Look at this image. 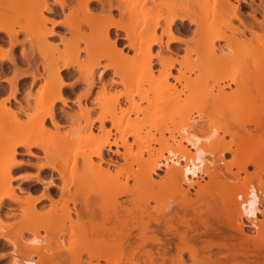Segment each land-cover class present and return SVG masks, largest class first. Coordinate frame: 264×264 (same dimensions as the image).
<instances>
[{"label": "bare ground", "instance_id": "bare-ground-1", "mask_svg": "<svg viewBox=\"0 0 264 264\" xmlns=\"http://www.w3.org/2000/svg\"><path fill=\"white\" fill-rule=\"evenodd\" d=\"M235 1L236 4L230 0H0V34L4 35L0 37V46L7 41L12 50L19 44L18 34L33 33L36 47L57 50V45L49 43L48 38L58 36L55 28L64 27L77 38L72 46L65 42L59 44L70 54L121 56L127 48L137 57L136 68L151 80H154L153 65L158 64L165 69L162 76L165 84L169 78L179 84L189 82L200 90H216L219 98L229 96L226 90L231 85L238 87L241 94H248L255 87L264 89V68H244L238 75L222 78L221 64L227 60L223 54L215 61H207L205 56L198 58L192 67V72H197L192 80L183 73L172 76L170 72L173 68L170 54H175L171 46L185 42L179 36L181 32L206 36L211 25L207 22L210 13L216 16L228 11L243 27L232 29L239 34L246 30L256 36L257 29L264 33V20H257L254 14L264 13V7L250 0L253 23L247 24L241 16V3L247 4V0ZM163 9L167 10L166 16L161 15ZM133 21L132 26L126 24ZM214 25L215 37L205 40V47L212 53L216 49L214 40L227 38L222 26L228 29L220 21ZM191 26L195 29L191 30ZM89 36L97 41L88 43L85 37ZM60 39L63 41V37ZM156 46L159 51L154 53ZM161 50L169 55H163ZM101 57L98 55L88 66L77 65L79 69L84 67L87 82L84 97L93 88V80L87 79L92 77L94 69L100 68ZM4 60L7 58L0 56V62ZM8 60L15 64L14 58ZM71 65V60L66 61L49 79V84H58L51 95V110L56 103L67 104V84L62 72ZM109 66H104L100 74L112 70L121 84L130 82L131 70L116 66L109 69ZM19 76L22 81L30 77L32 83L37 80L31 72H22ZM0 81L9 83V97L14 99L18 92L16 81ZM104 89L102 86L101 90ZM261 96V105H264V96ZM8 100L4 98L0 102V109L5 106L0 112H4L2 118L7 124L4 134H0V155L4 160L0 207L8 200L20 206L22 215L40 217L43 213L36 211V205L47 200L50 208H55L57 202L52 195L59 193L64 210L62 235L69 242L86 246L90 259L108 264H264V119L259 117L261 114L244 122H228L219 105L211 102L136 101L127 97L124 101L92 100L89 108L78 97V111L64 113L70 130L61 137L66 149L65 169L61 171L46 161L50 151L43 145L48 135L46 121L59 127L52 111L38 119L32 116L24 124L17 119L16 111L4 105ZM94 109L99 113L91 119ZM261 109L264 116V107ZM81 121L83 129L77 130ZM9 123H14L11 125L16 131L22 126L20 131L26 134L14 132ZM169 123L177 131L170 130ZM81 131L87 132V136H81ZM226 137L230 140L226 141ZM19 149H24V153ZM33 149H38L40 155ZM226 153L232 155L228 162ZM20 154L43 161L36 166L40 174L50 171L48 181L35 179L43 193L35 196L28 192L24 202L15 197L11 186L13 168L23 164L16 162ZM249 166L253 167L251 173L247 171ZM91 171L93 175H89ZM53 173L61 179L60 185L54 181ZM241 173L245 175L243 179ZM204 178L207 181L202 184ZM215 188L225 189L219 201L212 196L211 190ZM192 189L194 194L190 192ZM259 216L263 217L262 221ZM25 229L30 237L19 245L13 244L15 256L10 264H49L51 260L44 253L45 240L30 225ZM249 229L256 235L250 234ZM91 246L95 248L89 249ZM21 251H26V255L18 258Z\"/></svg>", "mask_w": 264, "mask_h": 264}, {"label": "rangeland", "instance_id": "rangeland-1", "mask_svg": "<svg viewBox=\"0 0 264 264\" xmlns=\"http://www.w3.org/2000/svg\"><path fill=\"white\" fill-rule=\"evenodd\" d=\"M230 1L233 4H236L235 0ZM250 3V0H247V4L241 3V16L243 20L247 22V24L248 22L249 24L253 23L251 18V14L253 12ZM253 4L264 7V0H254ZM22 7L21 10L24 9ZM210 9H212V6ZM211 14L212 13H210V15L208 16V19H210H207V22L211 23V25L209 24L210 30L207 32L206 36H204L203 34L194 35L190 32L184 34V32H181L179 36L182 37L185 42L173 44L171 46L172 51L175 53L170 54L169 62L173 61V68L170 71L171 75L178 76L180 73H183L186 78L192 80L197 73L192 72V67L198 58L205 56L207 61H215L217 60V57L220 54H223L227 58V60L221 64V72L219 75L222 78L226 75L228 77L229 74L237 73L238 75V73L242 69L244 70V68H264V33H262L263 31L255 29L256 36L251 35V33L246 30L245 33L243 32L244 34H239L237 33V31L232 29H243V27L239 24L237 20L230 16L232 14H229L228 11L220 15L218 14L216 16L214 12L212 14L213 16ZM254 14L257 20H264V13H262L263 15L261 13ZM161 15L166 16L167 10L163 9ZM56 19H58V17ZM216 21H220L221 23L225 24V26H228V29L222 26V29L224 30L223 34H225V36L228 38V41L227 38L226 40L222 41L214 40V45L216 49L214 53H212L211 50L205 47V40L206 38L210 39L215 37L214 24L216 23ZM134 23L135 22L133 21L129 23L127 22L126 24L132 26ZM185 23L187 24L188 22ZM21 24L23 26L26 25L25 22H22ZM229 25L232 28H230ZM194 29L195 27L191 26V30ZM55 31H57L56 33H58V36L48 38V42L56 44L58 47L57 50H49L47 48L44 50L36 47L37 39L35 38L33 33L18 34L17 40L19 44H17L12 50L9 49V44L7 43V41L1 43L0 56H5L7 60L11 57L14 58L15 64H11L9 60H4L3 62H0V80L9 79L16 81V87L18 88V92L15 94L14 99L11 98V96L9 97V94L11 92V87L9 83L5 81H0V102L2 100L4 101V98H9L8 102H4V105H6V107L10 108L12 111H16L18 113L17 119H19L20 123L24 122V124L27 123L29 121L28 119H30L32 116H35V118L38 119L52 111L59 127L55 128V126H53L49 120L46 121L48 135L44 138L43 145L45 148L48 149V151H50V154H48L46 161L57 166L61 171L65 169L63 160L64 153L66 152L61 137H63L70 130V127L68 126L67 121L65 120L66 118L64 116V113L72 114L78 111L76 105V99L78 97H81L82 103L85 104L87 102L86 105H89L87 106L89 108L91 107L90 102L92 100L103 101L106 99L118 98L119 100L124 101L127 97L136 101L146 99H171L173 101L189 103L211 102L219 105L220 109L222 110L223 116L225 117V119L228 120V122H244V120L246 121L248 119L251 120L259 117L264 119V116H262V113H260V110H262L261 106L264 107V105H261V103H263L261 102V95L264 96V89L261 90L260 88L258 89L257 87H255L252 89L251 92L249 91L250 93L241 94V92L237 90L238 87H236L235 85H231V88L226 90V94L227 96H229L219 98L216 96V90H213L212 92L208 90H200L196 87H193L189 82L182 81L181 84H179L176 83L172 78H169L167 82L168 84H165L162 78L163 72L165 70L164 67L158 64H154L152 70V76L154 77V80L149 79L146 74L136 68L137 57L133 51L127 48L123 49V53L121 56L109 53H81L78 55H74L72 53L70 54L64 51L63 46L59 44L61 42H65V45L72 46L74 45L75 40L77 39L76 36H72L71 34L66 32L64 27L55 28ZM2 36L4 35L0 34V37ZM62 37L63 41H61L60 39ZM79 40L84 41L81 37L79 38ZM85 41H87L88 43H95L97 40L95 37L89 36L85 37ZM157 51H159V47L156 46L154 48V53H156ZM167 53L168 52L162 51L163 55H169V53ZM98 55L102 56L100 61V68L94 69L92 77L87 79V81L90 82L91 80H93V88L91 89L90 94H88L87 97H84L87 89V82L84 79V67L91 64L93 60L98 57ZM19 58H21V60H18ZM68 60H71L72 65L68 68V70L62 72L64 76V81L67 84V87L65 88V97L68 100L67 104L66 106H64L60 103H56L54 104V107L51 110V95L54 93L58 84L56 82L53 84H49V79ZM154 62L156 61L154 60ZM77 65H82L84 67H80L79 69ZM106 65H110L109 69H113L112 66H116L120 69L131 70L132 77L130 82L128 84H121L119 82L120 78L117 75L113 74L112 70L107 71L106 74H100L104 66ZM134 67L136 68V70H134ZM207 70H210V68H208ZM29 71L31 72V74L33 73L36 76L37 80L35 83L31 82V77L23 81L19 80L21 77L19 76V74H21L22 72H28V74H30ZM226 79L224 80V82L226 81ZM172 85H174L175 87H172ZM102 86L105 87L104 91L101 90ZM259 90L262 91V93H259ZM26 99L28 100L27 103ZM1 109H3V105L1 106ZM1 109L0 111H2ZM18 110H21L22 112H19ZM92 111L91 119H95L98 116L99 110L94 109ZM0 113V134L2 135V133L4 134L5 126H7V124H5V121L3 120L4 118H2L4 117V112ZM260 114L262 117L259 116ZM177 122L179 121L177 120ZM12 125L10 126L11 129H13ZM83 125L84 123L82 121L78 123L76 126L77 130L83 129ZM18 126L19 125H17V127ZM96 126L97 125H95V127ZM168 127L170 130H174V132L177 131L171 126L170 123L168 124ZM249 128L252 129L253 127L249 126ZM18 129H20V127ZM7 130H9V128ZM13 130H11L12 133ZM20 130H14V132H21L19 135H23L24 132ZM94 131L96 132L95 129ZM143 132H146V130H143ZM87 134V132L83 131H81L80 133L81 136H87ZM12 135L14 136V134ZM225 140L229 141L230 138L226 137ZM245 149L248 148L246 147ZM19 152L24 153V149H19ZM33 152L40 155V151L38 149H33ZM208 159L210 160V158ZM231 159V153H226L225 161L228 162ZM2 160L3 156L0 157V179L4 166ZM17 161L18 163L22 162L23 164L21 166L19 164L17 168L15 166V169L13 168L11 173V186L14 190L15 197L20 199V201L23 200L24 202L28 192H31L35 196H40L41 192L43 191V188H41L42 186H40V184H36L35 179L40 178L41 180L48 181L50 178L48 175L50 171L47 170L46 172L40 174L36 166H40L43 161H41L40 159H36L35 157L29 158L20 154L16 156V162ZM233 171H235L234 168ZM247 171L248 173H251L253 171V167L249 166ZM93 174L94 172L91 171L89 175ZM159 175L162 176L163 172H159ZM243 176L245 175L241 173V179H243ZM53 179L57 184H61V179L58 178V175L56 173H53ZM230 180L233 181L234 179L230 178ZM206 181L207 178H204L201 183L205 184ZM228 182L230 183V181ZM254 182H256V180H254ZM223 188H221V190L219 188L211 190L214 199L219 201L220 194H222L223 190H225ZM190 192L191 194H194L195 189L190 190ZM52 196L53 201L57 202L54 205L55 208L51 209L50 202L47 200H44L36 205V211L39 213H43V215H41L40 217L28 213L22 215L20 206L18 204H14L8 200H5L3 206L0 207V264H10L12 262V257L15 256V247L13 244L19 245L21 242L23 243L25 240H27V238L30 237V234L25 229L27 225H30L34 229H37L39 237L45 240L44 243H46L47 246L44 253L51 260L49 264H108L106 261H96L94 259H90L85 252L87 249L86 246L69 242L64 237V235H62V227L64 225V210L62 200L63 197L61 198V195L59 193L53 194ZM151 205L154 206L155 203L151 202ZM8 213H14V216L6 217ZM262 220L263 217L259 216V221ZM249 230L250 234L254 236L256 235V232H253V229ZM4 236H6V239L3 238ZM94 248L95 246L89 247V249ZM25 252H19L18 258L23 257ZM34 259L37 260V258ZM121 264L143 263L122 262Z\"/></svg>", "mask_w": 264, "mask_h": 264}]
</instances>
